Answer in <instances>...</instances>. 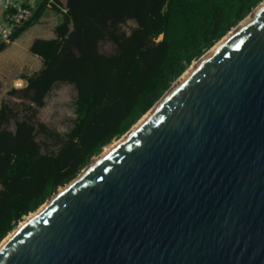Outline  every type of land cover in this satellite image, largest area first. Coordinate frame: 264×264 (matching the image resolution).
<instances>
[{
    "label": "water",
    "instance_id": "95a60500",
    "mask_svg": "<svg viewBox=\"0 0 264 264\" xmlns=\"http://www.w3.org/2000/svg\"><path fill=\"white\" fill-rule=\"evenodd\" d=\"M224 37L0 264H264V3Z\"/></svg>",
    "mask_w": 264,
    "mask_h": 264
},
{
    "label": "trees",
    "instance_id": "16d2710c",
    "mask_svg": "<svg viewBox=\"0 0 264 264\" xmlns=\"http://www.w3.org/2000/svg\"><path fill=\"white\" fill-rule=\"evenodd\" d=\"M263 0H53L51 38L30 51L42 67L0 104V243L126 134L183 73ZM11 44H0V54ZM75 89L61 130L42 119L61 86Z\"/></svg>",
    "mask_w": 264,
    "mask_h": 264
},
{
    "label": "rangeland",
    "instance_id": "374dc122",
    "mask_svg": "<svg viewBox=\"0 0 264 264\" xmlns=\"http://www.w3.org/2000/svg\"><path fill=\"white\" fill-rule=\"evenodd\" d=\"M58 21L55 13L46 12L38 23L32 25L0 54V104L3 100L20 102L18 98L11 95V91L15 88L14 81L19 77H24L25 74L34 73L42 67L41 60L34 56L30 47L38 37H53V30ZM74 95L73 86L63 85L58 88L48 99L47 106L42 109V119L54 124L61 130H65L64 120L75 115Z\"/></svg>",
    "mask_w": 264,
    "mask_h": 264
},
{
    "label": "built area",
    "instance_id": "2783aa9c",
    "mask_svg": "<svg viewBox=\"0 0 264 264\" xmlns=\"http://www.w3.org/2000/svg\"><path fill=\"white\" fill-rule=\"evenodd\" d=\"M53 0H0V44L13 43V35L29 21L41 5L51 7ZM23 77L15 79V88H24Z\"/></svg>",
    "mask_w": 264,
    "mask_h": 264
},
{
    "label": "bare ground",
    "instance_id": "6f19581e",
    "mask_svg": "<svg viewBox=\"0 0 264 264\" xmlns=\"http://www.w3.org/2000/svg\"><path fill=\"white\" fill-rule=\"evenodd\" d=\"M264 3V1L263 2H261L258 6H257V8L259 7V6H261L262 4ZM256 8V9H257ZM255 9V10H256ZM255 10H253L239 25H237L235 28H233L232 30H231V32L226 36V37H224V39L225 38H227L229 35H231ZM223 39V40H224ZM222 40V41H223ZM219 44V43H218ZM217 44V45H218ZM217 45H215V46H217ZM214 46V47H215ZM213 47V48H214ZM212 48V49H213ZM211 49V50H212ZM211 50H209L208 52H206L200 59H198L197 61H195L189 68H188V70L185 72V74L181 77V78H179L175 83H174V85H173V87L169 90V91H167V93L154 105V107L151 109V110H149L134 126H133V128L127 133V134H125L123 137H121L120 139H118V140H115L113 143H111V144H109L108 146H106L105 147V149L101 152V154L95 159V160H93L92 161V163L89 165V166H87L86 168H85V170H87L94 162H96L102 155H104L109 149H111L114 145H116L117 143H119L122 139H124L137 125H139L158 105H159V103L165 98V96L174 88V86L183 78V77H185L191 70H193L205 57H206V55L211 51ZM49 202V201H48ZM48 202H46L45 204H43L36 212H33V213H31L30 215H28L27 216V218L25 219V220H23L20 224H19V227H21L25 222H27L29 219H31L34 215H36ZM11 235V234H10ZM9 237V236H8ZM7 237V238H8ZM6 238V239H7Z\"/></svg>",
    "mask_w": 264,
    "mask_h": 264
},
{
    "label": "crops",
    "instance_id": "0c3cea01",
    "mask_svg": "<svg viewBox=\"0 0 264 264\" xmlns=\"http://www.w3.org/2000/svg\"><path fill=\"white\" fill-rule=\"evenodd\" d=\"M44 38H51V37H44ZM14 43V42H13ZM34 56H36V55H34ZM36 57H38V56H36ZM39 58V57H38ZM40 59V58H39ZM41 60V59H40ZM42 62V61H41Z\"/></svg>",
    "mask_w": 264,
    "mask_h": 264
}]
</instances>
